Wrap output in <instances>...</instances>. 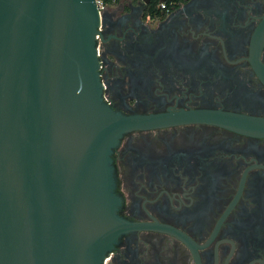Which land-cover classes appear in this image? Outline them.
I'll list each match as a JSON object with an SVG mask.
<instances>
[{"label":"flooded vegetation","instance_id":"flooded-vegetation-1","mask_svg":"<svg viewBox=\"0 0 264 264\" xmlns=\"http://www.w3.org/2000/svg\"><path fill=\"white\" fill-rule=\"evenodd\" d=\"M99 31L112 111L198 113L112 148L116 213L139 227L103 264H264V0H117Z\"/></svg>","mask_w":264,"mask_h":264},{"label":"water","instance_id":"water-1","mask_svg":"<svg viewBox=\"0 0 264 264\" xmlns=\"http://www.w3.org/2000/svg\"><path fill=\"white\" fill-rule=\"evenodd\" d=\"M101 17L95 0H0V264H103L139 227L116 213L112 148L198 114L103 102Z\"/></svg>","mask_w":264,"mask_h":264},{"label":"built area","instance_id":"built-area-1","mask_svg":"<svg viewBox=\"0 0 264 264\" xmlns=\"http://www.w3.org/2000/svg\"><path fill=\"white\" fill-rule=\"evenodd\" d=\"M116 1H117V0H95V3H96V6H97L99 12L102 13V12L106 9V7H107V5H108L109 3H114V2H116ZM160 5H161V7L164 6L163 3H160ZM97 36H98V35H97Z\"/></svg>","mask_w":264,"mask_h":264}]
</instances>
